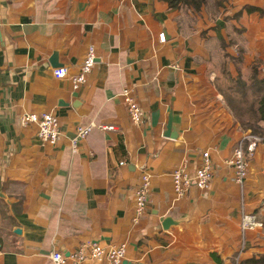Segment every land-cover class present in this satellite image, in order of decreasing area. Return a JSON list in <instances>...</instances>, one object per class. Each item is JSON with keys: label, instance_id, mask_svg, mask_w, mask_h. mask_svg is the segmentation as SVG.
Here are the masks:
<instances>
[{"label": "crops", "instance_id": "1", "mask_svg": "<svg viewBox=\"0 0 264 264\" xmlns=\"http://www.w3.org/2000/svg\"><path fill=\"white\" fill-rule=\"evenodd\" d=\"M89 48L95 64L75 91ZM62 67L66 76L55 78ZM220 77L264 81V0H223L198 13L162 0H0V264H51V252L68 256L86 242L124 245L131 264L264 255L263 224L240 228L243 215L264 222V121L238 185L224 161L250 131L217 90ZM125 92L142 109L140 125ZM31 113L56 118L55 146L21 124ZM90 123L73 153L76 128ZM203 152L213 164L208 186L177 197L172 170L200 166ZM144 172L148 202L137 217Z\"/></svg>", "mask_w": 264, "mask_h": 264}, {"label": "built area", "instance_id": "2", "mask_svg": "<svg viewBox=\"0 0 264 264\" xmlns=\"http://www.w3.org/2000/svg\"><path fill=\"white\" fill-rule=\"evenodd\" d=\"M159 40L164 42V35H159ZM95 64V53L93 48H89L83 60L80 71L72 77L71 84L73 90H78L84 83L86 75L91 71ZM67 69L56 68L53 70L55 78H64ZM124 102L130 121L135 125L143 122L142 109L139 104L131 97L130 93H123ZM20 122L22 125L34 124L37 128V137L43 142H47L51 146H55L60 138L59 126L56 118L50 113L44 114H24ZM96 127L93 123L76 128L75 136L71 139V150L73 153L77 151V145L83 141L91 131ZM101 129H112L98 127ZM260 139L256 136L248 134L244 136L238 144L232 149L230 157L224 161V164L231 168L234 174L233 181L238 185H243L246 181L248 169L247 158L252 157L257 142ZM201 165L188 170L186 165L182 164L172 170L171 182L175 195L181 197L185 195L191 188L204 189L208 186L212 178L213 164L210 160L209 152H203ZM121 162L120 165H123ZM150 188V175L144 172L141 176V183L135 190V211L136 216L140 217L144 214ZM262 223L253 215H243L240 223L241 231L244 233L248 230L261 228ZM105 258L107 264H122L125 258V246L105 248L98 242H86L82 244L74 253L65 256L59 251H53L49 255L51 264H83L85 261H95Z\"/></svg>", "mask_w": 264, "mask_h": 264}, {"label": "trees", "instance_id": "3", "mask_svg": "<svg viewBox=\"0 0 264 264\" xmlns=\"http://www.w3.org/2000/svg\"><path fill=\"white\" fill-rule=\"evenodd\" d=\"M171 9H186L190 10L193 13L200 12L201 8L211 9L212 11H217L218 8L223 7V0H162ZM250 11V9H249ZM240 54L236 58H239ZM223 74L228 75L227 71L224 68H221ZM264 81H252L250 87L253 89V99L248 104L246 112H244L240 105L246 103V92L244 89L245 83L236 82L235 85L240 91V97L236 98L235 96L229 97L225 96V100L229 109L232 112V115L240 124L244 131L249 130L251 134L259 135L260 130L256 125L259 121H264ZM244 99V100H241ZM264 226V222H262ZM213 259L216 264H224L219 258L213 255ZM241 264H264V255L259 256L258 258H252L250 260L244 261Z\"/></svg>", "mask_w": 264, "mask_h": 264}, {"label": "rangeland", "instance_id": "4", "mask_svg": "<svg viewBox=\"0 0 264 264\" xmlns=\"http://www.w3.org/2000/svg\"><path fill=\"white\" fill-rule=\"evenodd\" d=\"M215 61H218V58H215ZM218 80H220L216 86L218 91L224 93L226 96H229V97H233V96H235L236 98L240 97V91L237 89V86L235 85V83L227 82L224 77H220ZM250 84L251 82L249 81L248 83H245V86H244V89L247 95L245 100H247V102L240 105V108L244 112H246L248 108L247 107L248 104L253 99V89L250 87ZM241 100H244V99H241Z\"/></svg>", "mask_w": 264, "mask_h": 264}, {"label": "water", "instance_id": "5", "mask_svg": "<svg viewBox=\"0 0 264 264\" xmlns=\"http://www.w3.org/2000/svg\"><path fill=\"white\" fill-rule=\"evenodd\" d=\"M2 196V194L0 193V197ZM172 223H174L173 221H172V219L171 218H165L164 220H163V224H162V226L164 227V228H166L167 226H169L170 224H172ZM16 233H19V230H16L15 231ZM122 264H131V263H129V262H122Z\"/></svg>", "mask_w": 264, "mask_h": 264}]
</instances>
